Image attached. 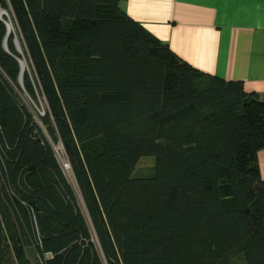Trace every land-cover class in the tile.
I'll list each match as a JSON object with an SVG mask.
<instances>
[{"label":"trees","instance_id":"1","mask_svg":"<svg viewBox=\"0 0 264 264\" xmlns=\"http://www.w3.org/2000/svg\"><path fill=\"white\" fill-rule=\"evenodd\" d=\"M121 1L0 0V264H264V96Z\"/></svg>","mask_w":264,"mask_h":264},{"label":"crops","instance_id":"2","mask_svg":"<svg viewBox=\"0 0 264 264\" xmlns=\"http://www.w3.org/2000/svg\"><path fill=\"white\" fill-rule=\"evenodd\" d=\"M120 7L193 67L264 96V0H123ZM257 158L264 178V149Z\"/></svg>","mask_w":264,"mask_h":264},{"label":"rangeland","instance_id":"3","mask_svg":"<svg viewBox=\"0 0 264 264\" xmlns=\"http://www.w3.org/2000/svg\"><path fill=\"white\" fill-rule=\"evenodd\" d=\"M8 16H9V19H10V22H11L10 33H15V28H14V24H13L12 18L10 16V14H8ZM23 62H24L25 68H26L25 61L23 60ZM44 108H45V105H44V102L42 100H40L37 105H34V109L36 111L40 112V113L43 112ZM55 149H56V156H57V158L59 159V161L62 164L64 162V158H63V155H62L61 147L60 146H56ZM153 165H154V162H153L152 158H148V157L143 158V159H141L139 161V163H138V165L136 167V173L139 174V175L150 174V173H152ZM65 170L67 171L68 168H65Z\"/></svg>","mask_w":264,"mask_h":264},{"label":"water","instance_id":"4","mask_svg":"<svg viewBox=\"0 0 264 264\" xmlns=\"http://www.w3.org/2000/svg\"><path fill=\"white\" fill-rule=\"evenodd\" d=\"M3 12H5L4 10H1L0 11V17H1V14L3 13ZM6 27H7V33H6V36H5V39H4V47L6 48V39H7V37L9 36V31H8V25H7V23H6ZM16 49H17V51L18 52H21V49H20V47H19V44H18V42L16 41ZM20 66H21V72H20V75H19V81H21V78H22V73H23V70H24V68H25V65H24V62L21 60L20 61Z\"/></svg>","mask_w":264,"mask_h":264},{"label":"bare ground","instance_id":"5","mask_svg":"<svg viewBox=\"0 0 264 264\" xmlns=\"http://www.w3.org/2000/svg\"><path fill=\"white\" fill-rule=\"evenodd\" d=\"M1 15L7 17V21H6V23H7V25H8V31H9V33H10V30H11V22H10V19H9L8 13H6V11H5V12H3Z\"/></svg>","mask_w":264,"mask_h":264},{"label":"built area","instance_id":"6","mask_svg":"<svg viewBox=\"0 0 264 264\" xmlns=\"http://www.w3.org/2000/svg\"><path fill=\"white\" fill-rule=\"evenodd\" d=\"M62 165L64 166V168H68V164L65 161L62 163Z\"/></svg>","mask_w":264,"mask_h":264}]
</instances>
